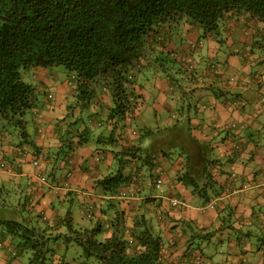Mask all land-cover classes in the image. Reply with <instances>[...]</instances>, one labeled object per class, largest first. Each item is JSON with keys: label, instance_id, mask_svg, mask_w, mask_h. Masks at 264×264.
Segmentation results:
<instances>
[{"label": "trees", "instance_id": "trees-1", "mask_svg": "<svg viewBox=\"0 0 264 264\" xmlns=\"http://www.w3.org/2000/svg\"><path fill=\"white\" fill-rule=\"evenodd\" d=\"M236 15H243L245 23L253 25L255 36L261 31L264 34V0H0V129H19L24 136L27 114L42 98H54L47 87L23 80V72L32 70L35 75L45 69L52 73V68L63 67L74 82L69 81L70 94L62 101L66 115L57 123L60 147L47 154L36 153L35 158L67 162L73 140L79 144L97 135L101 144L112 142L117 129L131 126L136 144L127 139V146L114 156L116 169L95 184L111 188L113 197L127 183L136 187L142 173L133 167L127 175L126 165L141 159L156 164L150 147L145 153L140 147L144 137H154L156 128L141 126L137 117L144 102L137 92V87H142L136 82L137 75L153 69L154 76L161 71L168 78L169 71L176 70L177 57L168 49L175 23L200 25L219 43L212 32H219V25ZM252 43L250 51L245 46L244 51L262 58L257 53L261 46L255 48ZM186 61L181 75L193 79L195 73L190 71L195 67L189 70ZM215 63L210 60L205 71L216 68ZM170 86L176 87L171 82ZM185 104L190 108V102ZM176 111L179 114L180 107ZM237 150L231 148V152ZM218 161L212 157L202 161L199 174L203 184L188 171L179 173L177 179L190 187L193 195L206 197L207 189L215 187V172H225L216 165ZM228 175L232 183L237 174L230 171ZM50 176L42 170L39 180L45 182ZM149 176L153 178L151 186L156 187L161 179L153 172ZM229 183L226 190L233 193ZM23 193L15 190L13 202L0 191V248L15 251L14 255L8 251V264H72L76 260L80 264H205L214 253L211 243L220 242L216 234L221 226L200 227L191 219L171 215L183 204L178 199L176 203L171 200L172 211H163L171 230V236L165 237L156 215L157 225L153 227L145 213L127 223L121 210L109 213L102 207L99 215L92 212L88 217L94 214L104 221L77 227L70 211L47 219L35 211L32 199ZM104 226L111 230L109 237L103 236Z\"/></svg>", "mask_w": 264, "mask_h": 264}, {"label": "crops", "instance_id": "crops-1", "mask_svg": "<svg viewBox=\"0 0 264 264\" xmlns=\"http://www.w3.org/2000/svg\"><path fill=\"white\" fill-rule=\"evenodd\" d=\"M243 17H231L227 21L226 31L233 33L241 20L244 21ZM243 29L240 37H244V40L252 38L254 29L247 24H244ZM189 31L187 36L191 42L183 43L182 46L185 45L184 49L190 51V48L193 49V41L199 42L200 34L193 27ZM244 40L242 43L246 46ZM218 45L216 39L209 36L206 48H202L200 59H204L205 63L206 58H219L217 63L220 68L216 74L206 72V66L195 72L193 78L197 79L198 84L194 88L170 86L167 79L160 74L155 76L156 83L151 91L137 87L138 94L144 99L140 111L137 112L139 120L144 121L145 115H148V112H143L148 98L154 101L152 108L155 119L162 121L161 126L154 131L155 141L164 138L170 129L175 131L177 137L173 140V146L166 144L156 148L149 145L151 151L163 153L159 154V160L154 166L142 162V159L127 162V175L136 167L143 174H140L143 179L138 180L136 187H133V183L130 185L129 194L120 191V196L126 197L121 200L120 210L127 223H132L137 214L145 213L148 218L156 215L162 228L161 233L169 237L170 222L163 211H172L171 200L178 199L183 204L174 209L171 213L173 217L191 219L205 228L221 226V231L216 234L220 242L217 248L214 247L211 260H206L205 264H264V61L262 58L257 59L258 56L254 57V54H247L244 46L235 48V44L231 42L230 50H224ZM182 46L178 48L170 40L168 49L173 53L181 48V52ZM35 75L41 76L38 84L45 87H48L47 82L51 80L49 85L55 89L47 91L54 98H42L38 109L35 108L31 114H27L26 118L29 119L24 136L17 129L12 132L0 129V191L9 201L15 202L13 192L22 190L23 195L26 194L28 199H32L35 211L51 220L63 214L57 199L67 198L68 195H76L86 205H93L94 212L99 215L103 206L99 204L100 208L97 210L94 205L93 197L96 196L97 189L95 180L116 169L115 154L127 146V139L131 144H136L133 140L136 134L129 126L125 130L117 129L112 142L101 144L97 142V135L88 137L79 144L75 143L77 140H73L66 154L67 162L53 163L52 159L46 157L47 160H43L37 167L33 164L36 153L47 154L48 151L53 152L60 147L56 128L57 123L66 115L62 101L66 94H70L71 86L64 79L52 82L55 75L45 69L36 71ZM186 90H190L197 108L196 114L192 115L193 106L190 105L191 110L187 117L184 112L178 114L176 111L180 104L178 101L182 99L180 96ZM260 105L263 107L259 112ZM186 108L187 106L184 107ZM232 123H236V127H232ZM141 126L149 125L141 122ZM109 129L110 127L108 131ZM166 132L168 133L165 134ZM149 140L150 138L141 141L140 147L144 153L148 149ZM235 144L239 148L241 146V149L231 152ZM176 145H180V148L175 147ZM213 154H217L216 159L219 160L216 165H221L225 172H215V189L208 188L214 195L204 206L201 201L191 199V191L177 179V175L188 171L203 184L204 178L199 174L201 163L213 157ZM226 165L230 168L228 171ZM42 170L51 173L45 182L39 180ZM151 171L162 180L161 188L158 185L151 186ZM230 171L237 174L232 183H229ZM228 183L235 192H227ZM244 183H248L249 187L241 189L240 186ZM165 185L166 189L159 190ZM27 190L30 191L29 194ZM145 199L151 201L145 203ZM214 200L218 202L211 207ZM110 234L111 230L108 228L103 236L109 237ZM7 253V248H0V264L10 262Z\"/></svg>", "mask_w": 264, "mask_h": 264}, {"label": "rangeland", "instance_id": "rangeland-1", "mask_svg": "<svg viewBox=\"0 0 264 264\" xmlns=\"http://www.w3.org/2000/svg\"><path fill=\"white\" fill-rule=\"evenodd\" d=\"M236 17H237V15H236ZM244 24H246L245 21L241 20V24L239 25V26H241L240 29L238 30L239 26H236L235 31H233V33H231V34H229V32L226 31V23L225 22L220 24L219 25V28H220L219 32L218 31L212 32L213 35L215 37L217 36L218 40L220 41L218 46L224 48V50L225 49L230 50L229 43L232 42L235 44V48L236 47L243 48L244 44L242 42L244 40V37H240V35L243 33ZM173 26H174V28H172V30L170 32L171 40L174 42V44L178 45V48L181 47L183 43L188 44L189 42H191V40H189L187 34H188V32H190L189 29H191L192 27L195 30V32L200 34V39H199V42L193 41L194 43H192L193 44L192 46H194V47H193V49L190 48V51L186 48L184 49L185 45H183L182 46L183 51L180 52L179 51L181 49L180 48L171 54V56L175 55L177 57L176 58L177 61L175 60V62H174V65H175L174 68L176 70H174L172 73L169 71V77L168 78L164 75L163 72L160 71L158 73L160 75H163V77L165 79H167V81L169 83L171 82V83L175 84L176 87H179L177 84H181V86L183 85V87H185V88H194V86H196L198 84V83H196V82H198L197 79L196 78L186 79V78H184V76L181 75V73H182L181 70H184L182 68V63H184L183 61L187 60L186 61L187 64L188 63L192 64L193 66L191 68H188V67L187 68L189 70H192V68L195 67L194 71H190V72L195 73L199 70L204 69L210 60L211 61L214 60V64L216 65L215 62H217L220 59L218 58V60H217L216 58H210V59L206 58L205 63H204V59H200L202 48H206V46H205L206 40L209 38V34H211V33H209V31L206 32L204 30V28L200 27V25H193L188 21L175 23ZM251 29H253L252 25H251ZM255 40H258V43H256V45H255V42H256ZM253 41H254L255 48H259V46H261V51L258 49L260 52H257V51L256 52L262 58H264V34H263V31H261L256 36L253 34L252 38H250V39L246 38L244 40V42L247 44L245 46V48L247 50L250 51V48H252L251 45L253 44L252 43ZM183 59H185V60H183ZM257 59H260V58H257ZM183 65L185 66V64H183ZM219 66H220L219 64L217 65L216 68H214V66H212V68L209 71L212 74H216L217 69L220 68ZM168 70H170V68L167 66V71ZM50 71L55 75V78L52 82H56L58 79H60L61 81L64 79V80H67L68 82L70 80H71V82L73 81V79L71 77H70L71 79L68 78V72L63 67H54ZM22 78L25 81L33 82V83H38V81L42 79L41 76L37 77L36 75H34L32 70H27V71L23 72ZM228 80H229V78H228ZM50 81L47 82V85H48L47 90L53 91L55 89V87L52 85H49ZM136 82H138V84L140 86H142L143 89L145 88L147 91H151L154 88L155 83H156L153 69H148V70H145V71L139 73L136 77ZM167 93L170 94L171 91H167ZM181 96L183 97V99L178 101V102H180L179 107H180L181 112L185 113V117L188 116V110H191V109L190 108L184 109V107L186 106V104H184V103L190 102V105L193 106V107H191L192 108V115H195L196 109H197V108H195L196 100L194 98H192L190 90H186L185 95H181ZM146 100H147V104L144 106L145 108H144L143 112H148V115H145L144 121L141 120V122L148 124L152 128H158L161 126L162 121L158 117H157L158 118V121H157L154 117V111L152 108L153 107L152 103H154V101H152L151 99H148V98ZM39 105L36 107V109H38ZM28 119H29V117H27V120ZM11 129H13V128H11V127L9 128L10 132H12ZM174 130H176V128ZM17 131H19V129H17ZM168 132L165 133V134H167V133L168 134L164 138H161L157 141H155V138H156L155 136H154V138L151 137L149 140L150 143L148 144V146L153 145L156 148H161V145H166V144H170L173 146V144H174L173 140L176 139L177 134L175 133V131H173L171 129ZM157 136L159 137V135H157ZM162 137H163V135H162ZM144 138L147 139L146 137H144ZM182 139H184V137H182ZM179 146L180 145H176L175 147L180 148ZM171 148H173V147H171ZM159 154H163V153L160 151ZM159 154L156 152L153 153V157H154V159L152 160L153 162H157L159 160V157H158ZM216 157H217V154L216 155L213 154L212 158L216 159ZM42 161L43 160H39V164H38V166L37 165L36 166L39 167ZM225 168H226V171H228L230 169L229 166H227V165L225 166ZM139 179L142 180L143 178L139 177ZM151 181H152V179H151ZM130 185L131 184L127 183V186H122L121 187L122 192L129 194V188H131ZM95 187L97 188L96 189V196L93 197V200H94V205L96 206L97 210H99V208H100L99 204H100L103 206V209H106L109 213H111L114 210L120 211V209H121L120 203H121V200H124L126 198L125 196L122 197V196H120L121 193H118L117 196L115 195V197H113V195L111 194L112 193L111 188L103 189L104 188L103 184H97ZM158 188H161V187L159 186ZM188 188L190 191L192 190L190 187H188ZM163 189H166V185L163 186V188L159 189V190H163ZM146 192H147V190H146ZM143 193H145V191H143ZM75 194H77V193L75 192ZM97 195L101 196L102 198L101 197L98 198ZM213 195H214V193L211 191V189H208V194L206 197H201L198 194H196V195L191 194V199L193 198L194 201H196V200L201 201V204L206 206L208 201L213 197ZM57 202H58V204H60L59 207L62 208V211L64 213L66 211L71 212V215H72L73 220H74V224L77 227H92V226H95L99 221L101 222L102 220L103 221L105 220V218H99L98 216H93L94 214L92 216L88 217V213L94 212L93 205H86L85 202L80 201L76 197V195H74L72 197L70 195H68L67 198H64V201H57ZM110 204H111V206H109ZM149 219L151 220V222H152L151 224L153 225V227H156V225H157L156 219L154 217H153V220L151 217H149ZM104 227H105V229L103 230V232H108V228L106 226H104ZM98 239L100 240L101 238H98ZM218 244L219 243L214 245L213 243H211L212 250L214 249V246L217 248ZM80 263H81V261H78V260H76L75 262H72V264H80Z\"/></svg>", "mask_w": 264, "mask_h": 264}, {"label": "built area", "instance_id": "built-area-1", "mask_svg": "<svg viewBox=\"0 0 264 264\" xmlns=\"http://www.w3.org/2000/svg\"><path fill=\"white\" fill-rule=\"evenodd\" d=\"M193 65L192 64H189V68H191ZM264 101V98H262V102ZM260 109V108H259ZM258 109V110H259ZM232 125V127H236V123H232L231 124ZM234 147L236 148V149H238L239 148V145L238 144H235L234 145ZM39 158H35L34 160H33V164L34 165H38L39 164ZM233 176H235V174H232ZM41 179H43V178H41ZM162 184V180H159L158 182H157V185L158 186H160ZM249 187V184L248 183H244V186L241 188V189H246V188H248ZM234 192H235V190H234ZM177 201L176 200H174L173 201V203H176ZM217 202H218V200H214L212 203H211V207H214L216 204H217ZM1 245V244H0ZM8 249V251L11 253V254H15V251L12 249V248H7Z\"/></svg>", "mask_w": 264, "mask_h": 264}]
</instances>
